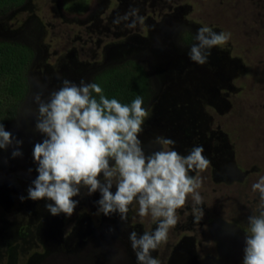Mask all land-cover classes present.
<instances>
[{
  "label": "rangeland",
  "instance_id": "374dc122",
  "mask_svg": "<svg viewBox=\"0 0 264 264\" xmlns=\"http://www.w3.org/2000/svg\"><path fill=\"white\" fill-rule=\"evenodd\" d=\"M131 9L143 18L134 28L126 26L131 18L113 23ZM205 26L230 39L199 65L187 53ZM0 41L26 47L31 62L26 96L5 124L23 141V155L0 151V264H137L129 233L158 223L140 217L137 203L122 223L98 213L99 193L83 187L70 217L52 216L43 200L19 199L37 175L32 151L44 138L35 131V95L46 100L62 79L94 82L126 61L143 78L145 152L160 150V136L182 155L202 145L211 162L189 173L202 181L201 220L194 222L189 196L151 255L159 264H242L248 217L264 208L252 190L264 176V0H24L0 10Z\"/></svg>",
  "mask_w": 264,
  "mask_h": 264
},
{
  "label": "clouds",
  "instance_id": "9594fccd",
  "mask_svg": "<svg viewBox=\"0 0 264 264\" xmlns=\"http://www.w3.org/2000/svg\"><path fill=\"white\" fill-rule=\"evenodd\" d=\"M138 11L131 9L113 23L119 25L131 18L126 26L134 28L136 21L143 19ZM229 39L230 34L216 33L207 26L198 28L196 43L187 53L189 60L204 65L211 49ZM34 103L35 131L44 138L34 144L37 175L27 188V196L19 197L21 202L43 200L52 216L70 217L79 205L75 198L83 187L89 196L99 193L95 201L98 213L118 215L122 223L128 219L130 205L137 203L140 217L151 215L158 221L151 232L129 233L137 264H159L151 253L167 241L169 230L178 222L177 210L186 205L189 196L198 206L193 208L194 222L201 220L203 198L198 189L202 181L189 173L203 172L211 162L203 155L202 145L182 155L175 150L174 140L160 136L155 138L160 150L147 154L140 139L149 117L142 96L122 104L107 98L98 83L65 78L46 100L42 93L36 94ZM22 144L0 123V151L11 147V158L22 157ZM252 190L264 200V176ZM248 224L250 234L245 236L242 264H264V208L259 215L249 216Z\"/></svg>",
  "mask_w": 264,
  "mask_h": 264
},
{
  "label": "trees",
  "instance_id": "16d2710c",
  "mask_svg": "<svg viewBox=\"0 0 264 264\" xmlns=\"http://www.w3.org/2000/svg\"><path fill=\"white\" fill-rule=\"evenodd\" d=\"M23 1L0 0V10L18 7ZM30 63V53L26 47L0 41V123L4 125L14 121L19 112V103L26 96ZM94 83L100 85L107 98L130 104L137 96H141L143 78L138 65L126 61L103 71Z\"/></svg>",
  "mask_w": 264,
  "mask_h": 264
}]
</instances>
